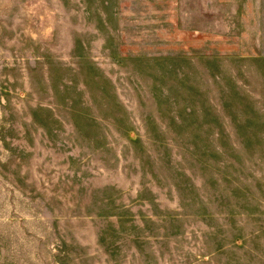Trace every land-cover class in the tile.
<instances>
[{"label":"rangeland","instance_id":"obj_1","mask_svg":"<svg viewBox=\"0 0 264 264\" xmlns=\"http://www.w3.org/2000/svg\"><path fill=\"white\" fill-rule=\"evenodd\" d=\"M0 264H264V0H0Z\"/></svg>","mask_w":264,"mask_h":264}]
</instances>
